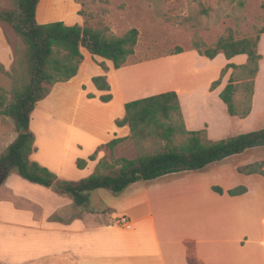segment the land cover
Here are the masks:
<instances>
[{"label":"crops","instance_id":"crops-1","mask_svg":"<svg viewBox=\"0 0 264 264\" xmlns=\"http://www.w3.org/2000/svg\"><path fill=\"white\" fill-rule=\"evenodd\" d=\"M41 2L36 21L47 24L50 21L39 14ZM76 9L78 5L72 8ZM0 41L3 52L1 33ZM263 50L264 34L258 43L261 60L249 116L255 120L264 115ZM81 53L83 61L77 75L51 87L46 98L36 104L29 120L36 148L31 160L60 180L66 178L64 158L56 162L50 159L58 135L63 131L68 142L78 137L74 148L87 158L112 140L129 138L128 126L118 127L115 122L124 118L125 104L138 99L177 93L187 130L206 129L210 139L212 104L219 103L218 95L227 85L232 69H228L216 90L210 91V86L227 65L246 62L245 55L227 60L219 54L210 60L193 50H184L114 70L110 61L92 57L83 49ZM221 56L224 60L213 72L212 67ZM90 59L96 68L94 75L78 82ZM131 75L135 78L130 80ZM95 76L107 78L109 92L95 88L91 81ZM106 94L111 95V100L101 102L100 97ZM71 96L76 98L74 110L69 107ZM16 137L14 126L0 119V152ZM105 155L100 151L98 160ZM233 157L237 158L230 162ZM76 160L74 157L72 161L75 168ZM97 162L89 161L83 170L76 168L79 180L92 174ZM261 162L264 161L246 151L202 171L136 182L119 195L98 196V201L86 208L76 207L68 197L51 188L24 180L13 170L0 186V264H174L176 260L185 264H254L249 250L247 255L243 253L256 235L257 207L264 208V198L258 192L263 177L243 175L238 169ZM89 167L92 173L88 175ZM257 185L258 190L254 188ZM212 186L220 187L224 194L213 192ZM239 186L246 189L244 194H226ZM121 219L129 221L132 228L127 230L119 225ZM261 222L264 226V219Z\"/></svg>","mask_w":264,"mask_h":264},{"label":"trees","instance_id":"trees-1","mask_svg":"<svg viewBox=\"0 0 264 264\" xmlns=\"http://www.w3.org/2000/svg\"><path fill=\"white\" fill-rule=\"evenodd\" d=\"M11 1L14 9L0 11V22L13 29L17 45L12 69L8 73L11 89L9 92L0 89V117L9 118L14 123L17 137L0 152V186L14 170L32 184L46 188L55 186L54 192L68 197L76 207L86 208L91 194L97 190H108L113 195H119L136 182L202 171L228 157L264 147V128L217 141L207 138L206 129L187 130L177 93L165 92L126 103L124 118L115 124L118 127L128 126L129 138L112 140L98 147L87 159L78 158L76 168L85 169L89 161L97 159L101 150L112 152L128 139L136 150L135 158L107 160L104 157L98 160L93 173L86 178L77 181L58 179L54 173L30 158L36 151L35 137L29 128L31 113L36 104L46 98L51 87L68 82L77 75L83 61L81 49L92 57L110 61L114 70L124 67L135 54L138 30L132 28L118 36L107 28L66 25L63 22L38 24L36 10L40 0ZM238 5L242 8L244 2L239 1ZM263 34L264 27L254 37L236 39L229 34L220 37L212 46L196 38L191 42L194 51L210 60L219 54H223L227 60L239 55L246 56V62L242 65H227L210 86V91H214L228 69H232L227 85L218 95L230 117L244 119L251 113L254 80L261 60L258 43ZM182 52L183 49L178 47L169 55ZM100 66L107 69L104 64ZM91 81L97 90L109 92L105 76H95ZM240 93L244 96L236 100ZM88 97L93 98V95ZM110 100V94L100 97L104 103ZM238 172L247 176L264 175L259 163L242 167ZM211 190L219 195L224 194L218 186H212ZM245 192L246 189L239 186L226 194L235 197Z\"/></svg>","mask_w":264,"mask_h":264},{"label":"rangeland","instance_id":"rangeland-1","mask_svg":"<svg viewBox=\"0 0 264 264\" xmlns=\"http://www.w3.org/2000/svg\"><path fill=\"white\" fill-rule=\"evenodd\" d=\"M64 1L58 4V0H42L39 14L44 15V18L51 23L64 22L66 25L78 24L82 27L107 28L118 36L123 35L132 28L138 30L135 54L125 66L167 57L170 52L178 47L182 48L183 51L193 50L191 45L193 38L201 40L207 46H212L220 37H225L229 34L236 39L254 37L257 31L264 27V0H201L200 2L195 0ZM239 1L244 2L242 8L238 5ZM45 5V12H43ZM74 5H78L79 9L73 11ZM13 9L11 0H0V11H10ZM0 33L4 37L3 52L0 51V89L9 92L11 80L8 77V73L12 69L17 38L13 29L3 22H0ZM1 45L0 41V47ZM222 60H224L223 56L216 61L212 67L213 72L221 64ZM92 64L90 59V62H87L83 68V73L79 77L78 82L83 81L89 75H94L96 68ZM97 64L102 65L103 63L97 62ZM134 78L131 75L130 80ZM241 96L244 95L240 93L236 100H241ZM75 99V96L69 98L70 110H74ZM214 102L212 104L213 113L211 116L210 139L207 136L209 140L226 139L256 131L263 127L264 115H259L256 120L255 117L249 118L250 115L244 119L230 117L220 100L219 103ZM257 112L261 113V110ZM68 113L73 114L71 111ZM0 119L13 125L14 131L17 134L15 125L9 118L0 117ZM77 138L74 136L68 142V138L63 136L62 131L58 135L57 140L54 141V144H52L53 158L50 157V159L56 162L64 158L63 167L66 170V178L64 180H79L80 175L78 174V170L72 164L74 157H77V159H87L74 148V140ZM123 143L120 144L122 146L118 147V145L112 152L109 150H101V152L106 153L105 158L107 160L120 157L135 158L136 150L132 141L128 139V142ZM248 153H252L255 157L264 161V147L248 150ZM236 158L233 157V159H230V162L236 160ZM95 161H98V156ZM259 164H262L264 170V162ZM91 171L92 167L87 168L88 175L92 173ZM14 174L17 175V172L14 171ZM171 177L168 176V178ZM262 177V188L258 192L264 198V175ZM219 183H221L220 180ZM259 187V185L254 186L257 190ZM103 194L109 196L112 193L108 190L96 191L90 196L88 205L95 204L98 201V196L104 198ZM65 198L67 197L65 196ZM256 216L258 219L256 235L252 238L243 254L246 253L247 255V251L249 250V256L252 258L254 264H264V226L261 222L264 219V208L257 207Z\"/></svg>","mask_w":264,"mask_h":264},{"label":"built area","instance_id":"built-area-1","mask_svg":"<svg viewBox=\"0 0 264 264\" xmlns=\"http://www.w3.org/2000/svg\"><path fill=\"white\" fill-rule=\"evenodd\" d=\"M119 225H121L122 227H124L127 230H130L132 228V225L130 224V222L125 220V219H121L119 221Z\"/></svg>","mask_w":264,"mask_h":264},{"label":"bare ground","instance_id":"bare-ground-1","mask_svg":"<svg viewBox=\"0 0 264 264\" xmlns=\"http://www.w3.org/2000/svg\"><path fill=\"white\" fill-rule=\"evenodd\" d=\"M62 1H64V0H58V4L59 3H61ZM65 2V1H64ZM45 8H46V5L44 6V8H43V12H45ZM177 262L176 263H174V264H185V263H180V261H178V260H176ZM175 262V261H174Z\"/></svg>","mask_w":264,"mask_h":264},{"label":"water","instance_id":"water-1","mask_svg":"<svg viewBox=\"0 0 264 264\" xmlns=\"http://www.w3.org/2000/svg\"><path fill=\"white\" fill-rule=\"evenodd\" d=\"M54 188H55V186H52V187H51V189H54Z\"/></svg>","mask_w":264,"mask_h":264}]
</instances>
